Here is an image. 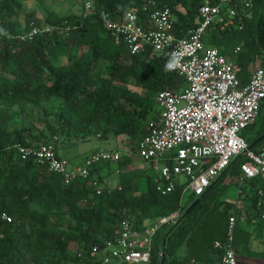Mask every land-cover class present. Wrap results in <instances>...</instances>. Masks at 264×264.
<instances>
[{
  "label": "trees",
  "instance_id": "trees-1",
  "mask_svg": "<svg viewBox=\"0 0 264 264\" xmlns=\"http://www.w3.org/2000/svg\"><path fill=\"white\" fill-rule=\"evenodd\" d=\"M26 1L0 0V264H102L93 247L115 238L124 217L141 231L178 210L179 191L161 196L156 191L159 179L148 176L146 190L139 192L136 177L129 176L120 183L121 189H105L98 195L88 180L65 184L62 176L24 158L14 145L30 146L58 136L85 140L93 134L101 138L114 134L135 143L136 151L157 94L179 92L186 81L167 68L165 55L152 58L149 50L131 55L99 17L84 10L63 16L50 11L42 25L52 26L53 31L21 41L20 35L35 22L22 25L19 21ZM217 1L97 0V10L113 17L133 11L149 29L152 12L169 6L176 20L175 33L183 39L201 24L200 7ZM252 5L247 12L237 0L229 6L237 10L235 23L224 30L214 25L204 36L206 45L224 53L241 47L237 63L242 85L255 69H264V0H252ZM36 109L44 114L38 122L34 121ZM18 118L33 120L39 135L26 127H12ZM263 134L264 101L243 136L252 143ZM130 158L122 156L117 165H127ZM245 161V156L235 158L204 195L193 197L174 223L158 231L152 264L163 259L166 264L191 260L210 264L217 259L213 243L225 240L230 215L240 212L221 200L225 179L228 175L239 179ZM110 166L97 165L92 174L104 179L101 171ZM263 185L260 178L239 184V198L249 200L252 210ZM197 199L196 208L185 215ZM4 213L11 222L2 219ZM183 246L187 255L182 259L178 252Z\"/></svg>",
  "mask_w": 264,
  "mask_h": 264
},
{
  "label": "built area",
  "instance_id": "built-area-1",
  "mask_svg": "<svg viewBox=\"0 0 264 264\" xmlns=\"http://www.w3.org/2000/svg\"><path fill=\"white\" fill-rule=\"evenodd\" d=\"M81 1L84 13L99 17L104 28L114 38L122 40L131 55L148 50L152 58L165 55L168 57L167 68L186 81L179 92L164 90L157 94L155 103L159 113L146 122L135 151L158 170L156 191L161 196L179 191L178 210L141 231L124 217L115 238L93 247L102 264L115 261L152 264L156 234L183 214L185 197L189 195L192 199L204 195L243 152H246V161L241 165L240 183L257 178L264 183V144L257 151L248 150L250 143L243 136L245 129L259 116L264 101V69H255L248 83L242 85L237 63L241 47L226 54L204 42V36L212 26L220 25L224 30L235 23L237 10L229 6L237 0L203 4L200 7L201 24L183 39L175 33L176 20L169 6L155 9L151 14L152 27L146 29L133 11L113 17L110 13H98L97 0ZM241 5L248 12L252 9V0H241ZM52 31V26L32 22L20 39L30 41ZM59 142L58 137H53L30 146L16 144L14 148L24 158L62 176L65 184L85 179L98 195L105 189L110 192L121 189L120 183L112 184L107 177L100 179L92 171L101 164L117 165L122 153L102 150L87 158L83 166L69 169V161L57 154ZM158 163H163L161 170ZM253 211L264 221V185L258 190V204ZM2 219L11 222L6 213ZM239 222L240 217L232 213L225 240L213 243L217 264H240L235 247ZM77 256L83 258L81 253Z\"/></svg>",
  "mask_w": 264,
  "mask_h": 264
},
{
  "label": "rangeland",
  "instance_id": "rangeland-1",
  "mask_svg": "<svg viewBox=\"0 0 264 264\" xmlns=\"http://www.w3.org/2000/svg\"><path fill=\"white\" fill-rule=\"evenodd\" d=\"M50 11L60 16L69 13L80 15L83 12V5L81 0H28L23 4V8L19 15V21L22 25H26L29 21H35L37 24L41 25L45 23ZM226 54H231V52H227ZM144 102L150 105L148 100ZM158 113V106L151 104L147 121L155 118ZM43 117V112L36 109L34 121L38 122ZM33 124V120L31 119L18 118L14 124H12V127H26L33 135H39L37 129L32 126ZM58 139L60 141L57 145L58 154L69 161V169L75 168L73 162L79 161V166H83L87 158L91 157L97 151L107 148L106 150H119L120 153H126V155L132 153L129 165L123 167L111 165L107 169L101 171L102 175L112 173L109 177L112 184L121 182L127 177L134 176L135 174L137 184H141L139 192H143L146 190L148 176L158 178V170L155 169L150 162L145 161L135 153L133 149L135 143L125 136L118 138L114 136V134H109L107 138H100L93 134L85 140L82 138L64 139L60 136H58ZM162 165L163 163H158L160 170L162 169ZM243 186H245V184ZM238 190L239 182H237V180L228 183L223 197H226L228 201L233 199V202H236ZM190 203L191 197L187 195L184 199V206L187 207ZM246 205L251 207L252 203L244 197V199L240 200V206L244 208ZM239 214H241V212H239L238 215ZM235 247L240 257V264H264V221L256 217L254 213L247 214L243 212L235 233ZM185 252L186 247L183 246L179 250L178 255L183 256Z\"/></svg>",
  "mask_w": 264,
  "mask_h": 264
},
{
  "label": "crops",
  "instance_id": "crops-1",
  "mask_svg": "<svg viewBox=\"0 0 264 264\" xmlns=\"http://www.w3.org/2000/svg\"><path fill=\"white\" fill-rule=\"evenodd\" d=\"M230 51H233V49H231V50H229L228 51V53L230 52ZM227 53V52H226ZM249 77H250V74L248 75V80H249ZM118 138H121V137H118ZM107 148H104V149H102V150H106ZM102 150H100V151H102ZM111 150V149H110ZM112 150H115V149H112ZM117 151V150H116ZM119 151V150H118ZM97 152H99V151H97ZM131 154L132 153H130V154H128V155H126V153H122V156H131ZM60 156V155H59ZM61 157V156H60ZM65 159V158H64ZM130 162H131V158H130ZM130 162L127 164V165H129L130 164ZM79 165H80V162L78 161H76V162H73V166L76 168V167H79ZM127 165H125V166H127ZM111 174L112 173H109V174H106V175H103L104 177H107V178H109L110 176H111ZM134 176H136L135 174H134ZM222 176H224V174L222 175ZM235 180H237V182H239V184H240V180L239 179H237V178H234L233 176H227L226 177V179H225V184L227 185L228 183H231V182H233V181H235ZM122 182V181H121ZM121 182H118V183H121ZM140 187H141V184L139 183V189H140ZM248 191H249V189H248ZM239 193H240V189L238 190V197H237V199H236V202H233V199L232 200H230V201H228V199L225 197H223L222 196V198H221V200L222 201H224V202H228V203H231V204H234V210H236V211H240L241 212V214H240V217L242 216V214H243V212H246L247 214H252V213H254V211H252V207H250V206H245L244 208L243 207H241L240 206V200H242V197L241 198H239ZM187 255V247H186V252H185V255H183V256H180L182 259H183V257H185ZM98 259H100V257L98 258ZM110 264H127V263H124V262H118V261H115V262H112V263H110ZM189 264H204V263H202V262H200V261H197V260H191L190 262H189ZM210 264H217V259L215 260V261H213V263H210Z\"/></svg>",
  "mask_w": 264,
  "mask_h": 264
},
{
  "label": "water",
  "instance_id": "water-1",
  "mask_svg": "<svg viewBox=\"0 0 264 264\" xmlns=\"http://www.w3.org/2000/svg\"><path fill=\"white\" fill-rule=\"evenodd\" d=\"M167 68L164 67V71H166ZM264 141V134L259 137L257 140H255L254 142L250 143L249 147H248V150H253L255 149L259 144H261L262 142ZM246 154V152H243L239 157H243L244 155ZM222 177V175L216 180V182ZM199 203V199L195 200L189 207L188 209L186 210L185 212V215L187 214H190L195 208L196 206L198 205ZM165 246H166V241H164L163 243V253L162 255L164 256L165 255ZM161 264H166L165 263V260L163 259L161 261Z\"/></svg>",
  "mask_w": 264,
  "mask_h": 264
}]
</instances>
